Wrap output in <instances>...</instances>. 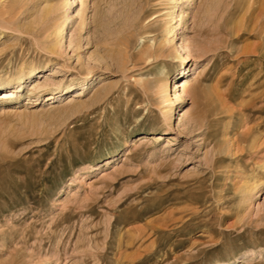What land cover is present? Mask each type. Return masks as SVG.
<instances>
[{"label": "rangeland", "instance_id": "obj_1", "mask_svg": "<svg viewBox=\"0 0 264 264\" xmlns=\"http://www.w3.org/2000/svg\"><path fill=\"white\" fill-rule=\"evenodd\" d=\"M66 2L0 0V264H264V0Z\"/></svg>", "mask_w": 264, "mask_h": 264}, {"label": "bare ground", "instance_id": "obj_2", "mask_svg": "<svg viewBox=\"0 0 264 264\" xmlns=\"http://www.w3.org/2000/svg\"><path fill=\"white\" fill-rule=\"evenodd\" d=\"M68 5L69 4H71V0H67V2H66ZM73 3V2H72ZM63 5V4H62ZM64 6V5H63ZM62 6V7H63ZM64 9V8H63ZM62 9V10H63ZM70 19H71V13H66L64 16H63V18H62V20L60 21V23L58 24V26L56 27V35H59V36H62V34H63V32H64V30L67 28V26H68V24H69V22H70ZM86 21V20H85ZM84 18H83V20H82V23H81V27H83V24H84ZM54 30V29H53ZM56 39V38H55ZM64 39V38H63ZM45 40V39H44ZM58 41V40H57ZM47 43V42H46ZM51 43V42H50ZM49 43V44H50ZM59 44V43H58ZM49 46V45H48ZM180 48L181 49H184L185 48V45H184V42H181L180 43ZM197 46H199V45H197ZM34 65H30L27 69H26V71L24 70V68L23 67H19L18 69H17V71H16V74H15V76H13V77H10L8 80H6V82H4V86H9V84L11 85V84H16V87H21V85H22V83H23V80H22V77H19L20 76V74L22 73H24L23 75H27V77H28V75H30L31 73H33L34 72ZM181 84H180V83ZM179 82H176L175 84L177 85V87H182V90H184L185 91V87H186V82L185 81H179ZM0 87L2 88V83L0 82ZM37 87V86H36ZM43 86L42 85H38V88L37 89H39V88H42ZM51 91H52V89H50V94H51ZM53 92V91H52ZM5 94H8V96H6V98H10V96H13L14 94H13V92H12V90H10V91H6L5 92ZM182 95V94H181ZM175 96L177 97L178 96V94L175 92ZM53 96H50V95H47V98H52ZM29 100L28 101H30V102H34L37 98H33V97H29L28 98ZM7 100V99H6ZM33 100V101H32ZM170 111H168V119H169V116H170V112H171V107H170V109H169ZM253 195L254 194H250V197H253Z\"/></svg>", "mask_w": 264, "mask_h": 264}]
</instances>
